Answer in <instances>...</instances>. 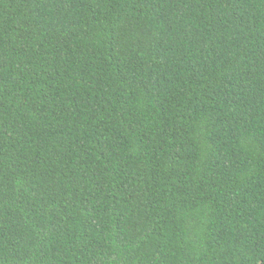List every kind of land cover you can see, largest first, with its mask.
Returning a JSON list of instances; mask_svg holds the SVG:
<instances>
[{
  "label": "trees",
  "instance_id": "1",
  "mask_svg": "<svg viewBox=\"0 0 264 264\" xmlns=\"http://www.w3.org/2000/svg\"><path fill=\"white\" fill-rule=\"evenodd\" d=\"M0 264H264V0H0Z\"/></svg>",
  "mask_w": 264,
  "mask_h": 264
}]
</instances>
